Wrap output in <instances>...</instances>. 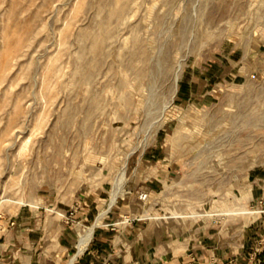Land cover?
I'll use <instances>...</instances> for the list:
<instances>
[{"label":"rangeland","instance_id":"1","mask_svg":"<svg viewBox=\"0 0 264 264\" xmlns=\"http://www.w3.org/2000/svg\"><path fill=\"white\" fill-rule=\"evenodd\" d=\"M246 45L252 79L196 92L191 74L213 78L215 57ZM263 48L264 0H0V228L14 207L66 189L136 195L161 222L250 225L264 211L242 191L264 157ZM211 261L235 264L189 253Z\"/></svg>","mask_w":264,"mask_h":264},{"label":"crops","instance_id":"2","mask_svg":"<svg viewBox=\"0 0 264 264\" xmlns=\"http://www.w3.org/2000/svg\"><path fill=\"white\" fill-rule=\"evenodd\" d=\"M253 51L252 46L246 45L217 55L213 60V78L208 76L206 66L197 76L191 74L189 79L198 82L196 92L205 93L200 84L207 79H252L248 72L253 68ZM243 53L245 66L241 61ZM262 53L264 66V48ZM261 123L264 127V116ZM260 159L245 173L242 191L247 201L264 198V157ZM157 181L153 174L147 186H158ZM230 185L231 192L236 193L238 182ZM86 193L59 190L49 200L43 194L37 203L11 209L2 218L0 264H194L189 262L190 252L199 258L214 255L221 261L232 257L235 264H264V211L253 217L247 227L220 225L207 230L205 219L200 217L173 223L174 219L161 222L156 216L142 217L143 204L135 199L136 195L123 192L113 201L109 197L107 203L99 194ZM236 195L231 194L233 198ZM233 201L237 203L236 199ZM103 207L101 222H95ZM91 225V231L86 232ZM81 235L87 239L83 244H79ZM256 246L261 252H257V261L252 263Z\"/></svg>","mask_w":264,"mask_h":264},{"label":"built area","instance_id":"3","mask_svg":"<svg viewBox=\"0 0 264 264\" xmlns=\"http://www.w3.org/2000/svg\"><path fill=\"white\" fill-rule=\"evenodd\" d=\"M146 195H147L146 192H140V193H139V197H140V198H145ZM109 264H110V263H109ZM210 264H213V261H211Z\"/></svg>","mask_w":264,"mask_h":264}]
</instances>
